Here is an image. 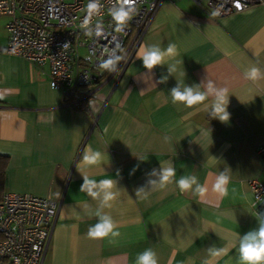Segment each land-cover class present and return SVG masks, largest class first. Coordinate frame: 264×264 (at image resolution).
Segmentation results:
<instances>
[{
    "label": "crops",
    "instance_id": "0c3cea01",
    "mask_svg": "<svg viewBox=\"0 0 264 264\" xmlns=\"http://www.w3.org/2000/svg\"><path fill=\"white\" fill-rule=\"evenodd\" d=\"M7 38L6 32L0 45ZM169 43L179 55L151 72L136 58L142 44L163 49ZM173 63L171 76L167 66ZM253 65L264 69V3L211 17L191 0H164L132 60L121 73H103L87 110L61 104L47 65L0 53V192H52L61 199L43 264H135L147 247L159 264H203L206 248L229 247L234 233L255 229L249 181L264 182V80L244 79ZM207 80L227 89L229 121L212 119L202 105L172 103L177 81ZM89 146L102 153V166L82 165ZM212 157L217 160L209 165ZM166 160L176 168L175 179L197 175L205 195L169 184L148 199L136 196ZM224 169L230 182L221 196L213 186ZM78 171L97 180L111 177L124 189L105 210L119 224L120 237L87 236L96 218H87L82 206L94 208L95 202L80 192ZM219 264H238V249Z\"/></svg>",
    "mask_w": 264,
    "mask_h": 264
},
{
    "label": "built area",
    "instance_id": "2783aa9c",
    "mask_svg": "<svg viewBox=\"0 0 264 264\" xmlns=\"http://www.w3.org/2000/svg\"><path fill=\"white\" fill-rule=\"evenodd\" d=\"M164 0H135V12L123 31H116L109 14L115 0H101V11L91 17L89 36L80 27L87 15L88 0H0V18L8 38L0 53L21 58L37 67L48 66L51 88L60 92L62 103L87 110L106 71L99 63L119 43L123 59L121 73L132 60L139 44ZM206 15L228 16L264 0H191ZM71 45L62 51L65 43ZM94 53V55H92ZM92 55V59L88 57ZM264 157V148L259 149ZM254 209L264 212V182L249 181ZM61 205L59 196L3 192L0 195V264H43Z\"/></svg>",
    "mask_w": 264,
    "mask_h": 264
},
{
    "label": "clouds",
    "instance_id": "9594fccd",
    "mask_svg": "<svg viewBox=\"0 0 264 264\" xmlns=\"http://www.w3.org/2000/svg\"><path fill=\"white\" fill-rule=\"evenodd\" d=\"M102 7L101 0H88L87 15L80 27L89 36L101 34L100 25L97 24L95 31H93L90 20L93 15L101 11ZM135 10V0H115L109 9V14L115 22L116 31L124 30ZM70 47L71 45L66 42L62 46V51H66ZM105 51L107 56L99 63V67L109 72H115L119 62L123 59V56L119 54L123 52V48L119 43H116L110 51ZM92 55L88 57L89 60L92 59ZM177 55L179 52L174 43H169L163 49L158 44H142L136 53V58L141 60L143 67L151 72L158 66H164L169 59H174ZM181 63L183 62L181 61ZM175 71L176 64H168V74L172 76ZM243 75L245 80L258 82L264 80V69L253 65L245 68ZM166 79L167 77H164V80ZM169 93L173 104H182L188 108L202 105L212 119H218L221 122H227L230 119V113L227 110L229 104L227 89L217 87L211 80L193 85L181 84L177 81L176 86ZM212 158L208 161L209 165L217 160L215 157ZM82 165L88 168L97 165L102 166V153L89 146L82 156ZM80 166V164L76 165L77 170ZM78 172L83 180L80 192L86 193L95 202L94 208L87 203L82 206L83 214L87 218H96V223L88 228L87 236L97 239L110 237L113 240L120 237L119 224L113 219L110 212L105 210L112 208L113 202L116 201L123 188L119 187L118 181L111 177L97 180L91 174ZM176 175V168L171 160L160 162L159 169H153L148 174L147 184L136 190V196L148 199L152 192L165 190L169 184H175L181 193L192 192L200 197L205 195L207 187L198 181L197 175H181L179 179H175ZM229 182V169H224L215 179L214 191L221 196L227 195ZM255 217L257 227L243 235L239 232L234 233L229 247L212 245L206 248L207 255L203 264H219V260L227 255L232 248L238 249V264H264V212H257ZM135 264H159V258L152 247H147L137 254Z\"/></svg>",
    "mask_w": 264,
    "mask_h": 264
},
{
    "label": "rangeland",
    "instance_id": "374dc122",
    "mask_svg": "<svg viewBox=\"0 0 264 264\" xmlns=\"http://www.w3.org/2000/svg\"><path fill=\"white\" fill-rule=\"evenodd\" d=\"M6 22V18H0V40L6 36L5 29L3 28L4 23Z\"/></svg>",
    "mask_w": 264,
    "mask_h": 264
},
{
    "label": "trees",
    "instance_id": "16d2710c",
    "mask_svg": "<svg viewBox=\"0 0 264 264\" xmlns=\"http://www.w3.org/2000/svg\"><path fill=\"white\" fill-rule=\"evenodd\" d=\"M1 182H2V172L0 171V184H1ZM0 194H1V192H0Z\"/></svg>",
    "mask_w": 264,
    "mask_h": 264
}]
</instances>
